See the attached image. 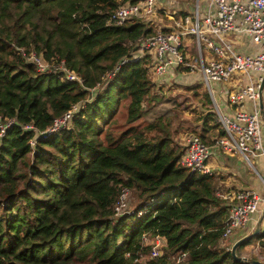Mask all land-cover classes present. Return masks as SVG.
<instances>
[{
  "label": "trees",
  "instance_id": "obj_1",
  "mask_svg": "<svg viewBox=\"0 0 264 264\" xmlns=\"http://www.w3.org/2000/svg\"><path fill=\"white\" fill-rule=\"evenodd\" d=\"M140 1L0 0V125L10 122L0 140V264H246L223 243L230 201L217 178L179 164L180 121L166 112L143 120L163 91L184 87L200 103L189 134L207 145L224 136L208 93L174 79L185 69L156 80L147 55L133 59L136 40L159 30L162 5L109 22ZM69 111L65 128L46 133ZM123 188L134 212L117 215ZM143 234L164 239L159 256ZM253 241L258 253L245 258L261 260L264 230L236 256Z\"/></svg>",
  "mask_w": 264,
  "mask_h": 264
},
{
  "label": "built area",
  "instance_id": "obj_2",
  "mask_svg": "<svg viewBox=\"0 0 264 264\" xmlns=\"http://www.w3.org/2000/svg\"><path fill=\"white\" fill-rule=\"evenodd\" d=\"M204 2L207 6L203 7L202 22L200 21L202 4L200 0H195L191 12L180 18L168 14L172 29L167 32L158 30L155 34L137 39V53L133 59L137 60L147 55L156 80L168 75L173 76V72L178 67L185 71H199L209 91H211V84L227 82L235 72L248 73L249 70L259 72L261 76L258 80H252L228 92V103L237 107L232 116L217 111L216 118L224 130V136L215 139L212 145H207L198 135L189 134L183 138L184 152L179 158V164L187 168L189 172L212 174V168L207 161L211 155V146H213L225 152L239 154L249 166L254 168L252 162L254 158L264 155L261 135V116L264 117V109L260 113L258 111L247 112L241 108V105L245 98L253 102L260 98V83L264 75V0H204ZM158 6L159 0L126 2L111 14L109 22L121 24L133 16L154 15ZM241 33H245L258 46L256 52L241 53L227 37L230 34ZM189 36L193 38L196 46V54L192 56L189 52L192 44ZM204 50L210 52L209 58L205 56ZM28 60L35 63L40 71L50 68L34 53L28 56ZM126 61L127 59H123L121 64ZM113 74L114 71L107 74V77ZM68 79L79 80V77L69 73ZM76 107L74 105L73 110ZM70 116L71 111L55 119L53 124L47 128L46 133L65 128ZM7 125H0V140L5 135ZM24 128H32V126L27 125ZM30 144H34L33 140H30ZM258 177L264 186V178L260 175ZM229 201V214L225 231L222 234L223 238L244 227L259 209V203H264V197L261 198L253 191H240L236 192ZM114 210L117 215L134 212L131 209L129 191L126 188L122 189ZM144 212V210H139L137 215ZM142 240L144 244L150 245V257L161 254L165 244L162 237L143 234ZM245 262L252 264L251 261Z\"/></svg>",
  "mask_w": 264,
  "mask_h": 264
},
{
  "label": "crops",
  "instance_id": "obj_3",
  "mask_svg": "<svg viewBox=\"0 0 264 264\" xmlns=\"http://www.w3.org/2000/svg\"><path fill=\"white\" fill-rule=\"evenodd\" d=\"M161 5H162V9H160L161 11H160L159 20H161V16H162V18L168 21V25L158 22L159 21L158 20L157 26L159 25V27L161 28L166 27L169 30L172 29V25H171V21L169 20L170 17L168 14H173V12L176 13L178 12V10L190 13L193 6V4H191L190 6L189 1L187 0H159L158 9L160 8ZM206 6L207 4L204 7ZM166 8L168 9L172 8V10L168 12ZM228 38L233 42V45L237 47V49L241 53L250 54V52L246 50V48H248V45L244 43L242 38L239 41L237 40L236 37L233 38L228 37ZM205 56L209 58L211 56L210 52L209 54L206 53ZM260 76L261 74L259 72L253 70H249L248 73L235 72L233 73L232 78L229 81L211 84V91H209L208 87L204 84L199 71H189L183 74H180L178 72L177 77H175L174 79H176L177 82H180L183 85L192 88L198 87L197 88L198 91L199 89L205 90L210 97L211 106L213 107V111L216 113V117H217V111L224 113L228 116H232L233 113H235L237 107L229 104L227 101V94L229 91L234 90L238 86L246 85L252 80L256 81ZM181 88L183 89L184 87ZM199 104L200 103H198L197 105ZM197 108L199 109L200 107ZM241 108L247 112L258 111L259 113L262 109H264V83L260 93L259 100L253 102L250 99L245 98L243 100ZM261 125H262V132L264 134L263 115L261 116ZM262 147L264 150V138H262ZM210 150H211V155L207 163L212 168L213 171L212 174L217 178L218 194H221L222 197L228 200L232 198L236 192H240V191H253L261 198L264 197L261 195L262 190L264 191V186L258 177L260 175L261 177L264 178V170L260 172V170L257 168V165H260L261 162L260 159L264 156H258L254 158L256 165H254L253 168L249 166L237 153L233 154V153L225 152L224 150H221L220 148L213 146H211ZM256 172L258 173V175ZM258 207L259 209L257 210L256 213L252 215V217L247 222V224L244 227L237 229L234 232V234L230 235L229 237L230 242H235L236 240L240 239L246 234L252 232L255 228L258 219L261 216H263L264 218V213L262 214L264 203L260 202ZM262 220L260 224V231L264 230V223H262ZM263 260H264V256L260 261Z\"/></svg>",
  "mask_w": 264,
  "mask_h": 264
},
{
  "label": "rangeland",
  "instance_id": "obj_4",
  "mask_svg": "<svg viewBox=\"0 0 264 264\" xmlns=\"http://www.w3.org/2000/svg\"><path fill=\"white\" fill-rule=\"evenodd\" d=\"M191 4H194L195 0H187ZM201 1V9H200V21L202 22V16H203V7H204V0H200ZM166 10L168 12H170L172 10V8H166ZM164 19V18H163ZM163 19L159 20L158 22H161L163 24H167L168 25V21H164ZM168 20V19H167ZM159 30H161L162 28L159 27ZM228 37H236L237 40L239 41L241 38L244 41V43H246L248 45V48H246V50H248L250 53H254L258 50V46L256 44H254L252 42V40L250 39V37H248L245 33H241L238 34L236 36H234V34H230L227 35ZM189 38L191 39L192 44L189 47V52L190 55L192 56L193 54H196V46L194 44V40L191 36H189ZM205 53L209 54V51L204 50ZM189 72V71H186ZM196 74V73H194ZM168 86H171V84H167ZM162 98L161 100L156 103L155 105H152L150 107V109L148 111L145 112V114L143 115V120L144 121H148V120H152L153 118H155L156 116H158L161 113L166 112L168 114V116H174L176 117V119L174 120V123H176L177 121H180V126H179V132L176 133V141L178 144L183 145V138H185L187 135H189L190 131H192V118H196L197 117V105L194 102V98H192V94H190L187 90L185 91L184 89L180 88H175V90H167L164 92H162ZM121 109L122 108H118V111L115 115L116 119H122L123 114L121 113ZM189 121V126L188 129H186L185 127H187L186 121ZM177 125V124H176ZM261 135L262 138H264V134L261 130ZM264 156V155H263ZM264 157H262L260 159V165H257V168L260 170V172H262V170H264ZM254 165H256L255 161H252ZM261 195L264 196V191L262 190ZM133 202V196L130 193L129 194V203L131 204ZM133 205V203H132ZM262 230V229H261ZM263 231V230H262ZM229 237H225L223 240L224 245H228V248H231L234 242H230ZM230 243L232 245H230ZM251 248H253L251 250ZM248 249V250H246ZM245 250V251H244ZM243 251L245 252L241 257H249V255H253V253L257 254L258 253V242L257 241H253L250 245L246 246L245 249H243ZM242 251V252H243ZM253 251V252H252ZM249 259V258H248ZM262 259V258H261Z\"/></svg>",
  "mask_w": 264,
  "mask_h": 264
},
{
  "label": "water",
  "instance_id": "obj_5",
  "mask_svg": "<svg viewBox=\"0 0 264 264\" xmlns=\"http://www.w3.org/2000/svg\"><path fill=\"white\" fill-rule=\"evenodd\" d=\"M263 83H264V77H263V80L261 81V84H260V89H259L260 93H261V90H262V87H263ZM263 213H264V208H263V210H262V214H263ZM262 218H263V216H261V217L258 219V221H257V223H256V225H255V228H254V230H253L252 232H250V233L246 234L245 236L241 237L240 239L236 240V241L233 243L232 247L230 248L232 255H233L237 260L242 261V262H243V261H247L245 257H241V256L239 257V256H236V254H235V249L237 248L238 245H240V244H241L242 242H244L246 239L251 238L253 235L259 233V231H260V224H261V220H262ZM251 263H252V264H264V260H263V261H260V260H252Z\"/></svg>",
  "mask_w": 264,
  "mask_h": 264
}]
</instances>
